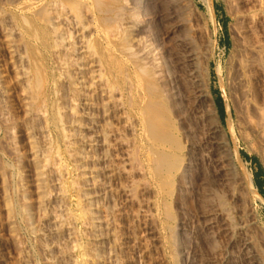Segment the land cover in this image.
Instances as JSON below:
<instances>
[{"label": "rangeland", "instance_id": "rangeland-1", "mask_svg": "<svg viewBox=\"0 0 264 264\" xmlns=\"http://www.w3.org/2000/svg\"><path fill=\"white\" fill-rule=\"evenodd\" d=\"M58 2L83 17L95 47L85 60L97 71L86 89L95 115L78 118L86 142L58 138L60 129L75 134L56 61L66 43L50 29ZM140 38L154 48L168 94L139 69L149 68ZM34 51L47 73L42 94ZM188 52L208 91L204 112L176 65ZM215 125L230 149L229 182L208 140ZM260 169L264 0H0V264H264Z\"/></svg>", "mask_w": 264, "mask_h": 264}, {"label": "bare ground", "instance_id": "bare-ground-1", "mask_svg": "<svg viewBox=\"0 0 264 264\" xmlns=\"http://www.w3.org/2000/svg\"><path fill=\"white\" fill-rule=\"evenodd\" d=\"M125 1V0H124ZM57 2V1H56ZM59 4L55 3L52 5V8L50 9L52 14H54V18L59 21V23H56L55 21L54 22H51V31H53L57 37V41L55 43H57L58 41L60 42H64L66 43V45L61 49L62 52L59 54V58L56 60L57 63L59 64V68L57 69V71H59V69L62 71L61 74L64 75V79L65 81H63L62 79V83L64 82V84L62 85L61 89L64 90V98H68V104H70L71 106L69 107V110L70 112L68 113L71 114L69 117H70V120L72 118V121H71V127H73L74 129V132L72 135H65L67 133H65V130L63 131V129H60L59 131V135H58V138L62 139V140H66L67 139V136H76V137H79V138H83L86 142V137H83L84 134L80 133V124L78 122V118H83L85 120H93V116L95 115H92V111L90 112V110H92L93 108L91 107V104L89 99L87 98V96L89 95L88 93H86V89L88 91V89L91 87V86H95L96 85H93L94 84V80H87V77H91V78H95L94 76V73H96L97 71L95 70H92V67H96V66H92V64H94L93 62L92 63H89V62H86V58L91 56L89 54H87V51L90 49V46L91 47H94L92 45H90V43L88 42V38H86L87 36L84 34V30L86 29L85 25L79 21L80 18L83 19V17H80L79 14H76V16H71V10L68 11L66 10L60 2H58ZM75 3V2H74ZM61 4V5H60ZM67 4V3H66ZM74 7V6H73ZM68 9V8H67ZM44 10V9H43ZM42 10V11H43ZM131 11H128L127 14H129L128 16L130 17V20L129 23L132 24L133 28L137 27L138 25V21H139V16L134 12L132 11L133 9H130ZM79 11V10H78ZM127 11V10H126ZM39 12V11H38ZM45 12V11H44ZM122 13H116V17L118 19V21H121L122 20V16L123 15H126V12L124 13V11L121 10ZM49 13V14H50ZM80 13V12H79ZM73 14V13H72ZM81 14V13H80ZM115 17V18H116ZM52 17V19H54ZM104 19V18H103ZM116 19V21H117ZM129 19V18H128ZM107 20V19H106ZM114 20V19H113ZM115 21V22H116ZM26 22V21H25ZM23 21V23H25ZM124 22V21H123ZM140 22V21H139ZM28 23V22H27ZM30 23V22H29ZM26 25V24H25ZM32 25V24H31ZM61 25V26H60ZM119 25V23H118ZM27 26V25H26ZM33 27V26H31ZM26 28H28L29 30V26H27ZM32 29V28H31ZM36 29V28H35ZM48 29V28H47ZM130 29V28H129ZM27 30V29H26ZM27 30V31H28ZM34 30V28H33ZM29 31V34L30 35H33V36H36V37H39V33L38 32H34V31ZM134 30V29H133ZM50 31V32H51ZM51 32V33H53ZM107 34V33H106ZM53 35V34H52ZM54 36V35H53ZM56 37H55V40H56ZM90 37V36H89ZM85 39V41H84ZM54 40V39H53ZM128 41V39H127ZM127 41H123L122 45H123V50L124 52L132 59L134 58H137V52L136 51H133L132 48L130 47V45L128 44ZM138 41L140 42L141 44V49L139 50V52L141 53V55L143 56L142 57V60L140 61H143V60H148L149 61V68H139L141 69L142 73L145 72L146 74H148L151 79L153 80H157L160 85H161V88L164 90V93L165 94H168L166 92V88H165V85H163V78H162V73H161V69H159L160 67L158 66V62H157V59H156V56H155V53L153 52L154 48H152V45L149 43L148 40H144L142 38L138 39ZM59 42V43H60ZM87 42V44H86ZM12 43V42H11ZM86 44V45H85ZM55 46H57V44H54ZM85 45V46H84ZM59 46V45H58ZM32 47V46H30ZM186 47V46H185ZM59 48V47H58ZM86 48V49H85ZM89 48V49H88ZM95 48V47H94ZM93 48V49H94ZM96 50H97V47H96ZM189 50V49H188ZM98 51V50H97ZM30 52H32V50H30ZM187 53V52H186ZM87 54V55H86ZM179 54V53H178ZM31 55V53H30ZM184 55V54H183ZM105 56V55H104ZM177 58V56L175 57ZM41 59L43 58H40L39 55L36 54V52L34 51L33 53V61H32V68H33V85L36 86V89L38 90H41V94L43 93L42 89L40 88V86H42L44 84V82H46V79H47V73H46V70L43 68V65L41 63ZM177 61V60H176ZM195 55L193 53L188 54L185 56H179L178 57V61L176 63L178 69H180L181 71L182 70H185L186 72L183 71V74L185 73L186 74V79L191 83V89H192V95H193V98L195 99L196 103L199 105V112L203 111L204 112V106L206 104V102L208 101V91H207V88L204 86L203 82L200 80L199 78V75H198V71L195 67ZM175 63V62H174ZM176 67V68H177ZM91 68V69H90ZM148 69V70H147ZM29 70V69H28ZM26 72V71H25ZM28 72V71H27ZM60 72V71H59ZM180 72V71H179ZM60 74V76H61ZM182 74V73H181ZM182 74V75H183ZM32 75V73H31ZM31 75L28 74V77L31 78ZM59 75V74H58ZM88 75V76H87ZM27 77V79H28ZM62 77V76H61ZM98 77V76H97ZM22 79V78H21ZM96 79V78H95ZM25 80V79H24ZM30 80V79H29ZM29 80L27 82H29ZM24 82V81H23ZM26 82V81H25ZM31 82V83H32ZM54 82V81H53ZM22 83V82H21ZM56 83V81L54 82ZM54 85V84H53ZM58 85V84H57ZM27 86V84H26ZM32 86V85H31ZM29 85L30 88L34 87L32 86L31 87ZM98 86V85H97ZM28 87V86H27ZM57 87V86H56ZM40 88V89H38ZM36 89H34L36 91ZM45 90V88H43ZM58 89V87L56 88V90ZM33 90V88H32ZM91 90V89H90ZM49 92V91H48ZM59 92V90H58ZM55 94V93H54ZM63 94V93H62ZM88 94V95H87ZM91 95V94H90ZM39 96H42V95H39ZM38 96V97H39ZM62 97V96H61ZM102 97V96H101ZM110 97V96H109ZM37 98V97H36ZM43 98V97H42ZM62 100V98H61ZM66 100V101H67ZM42 102V101H41ZM44 102V100H43ZM66 103V104H67ZM211 103V102H210ZM44 104V103H43ZM73 104V106H72ZM94 105V104H93ZM43 106V105H42ZM61 106V105H60ZM207 106V105H206ZM76 107V108H75ZM63 108V107H62ZM67 108V107H66ZM79 109V111H75L76 109ZM41 109V108H39ZM59 109V107H58ZM58 109H55V117H54V120H55V123H58V120L59 119V113H58ZM212 109V108H211ZM58 110V111H57ZM206 111V110H205ZM206 115L209 116V115H215L216 111H213V110H207L206 112ZM59 115V116H58ZM72 116V117H71ZM68 117V118H69ZM61 118V116H60ZM82 120V119H81ZM80 120V122H81ZM68 121V120H67ZM63 122V121H62ZM61 122V123H62ZM94 122V121H93ZM107 122V121H106ZM60 123V122H59ZM63 124V123H62ZM89 124V123H88ZM104 124V123H103ZM86 125V124H85ZM91 126V125H90ZM89 126V128H90ZM93 126V125H92ZM91 126V127H92ZM99 126V125H98ZM103 126V125H102ZM100 129V128H99ZM102 129V128H101ZM255 129V126L253 128L252 126V130L254 131ZM73 131V130H72ZM255 131H257V128L255 129ZM93 132V131H92ZM219 127L218 126H212L210 129H209V133H208V140H209V143L211 144L210 146H212L211 148H213V150L215 151V154L217 155V158L215 159V162L217 164L220 165L221 169H222V172H223V176L225 177L226 181H230L229 180V176L232 172V164H231V156H230V149H229V146H228V143L226 142V140L224 138H221L219 136ZM92 137H96V136H93L92 134L90 135ZM153 137V136H152ZM69 138V137H68ZM89 138V137H88ZM78 139V138H77ZM93 139V138H92ZM88 141L90 142V144H92L90 147H95L97 146V141ZM95 139V138H94ZM82 140V139H81ZM67 142V141H66ZM78 143V142H77ZM84 143V142H83ZM100 143V141H99ZM102 144V143H100ZM100 147V146H99ZM98 147V148H99ZM102 147V146H101ZM97 148V147H96ZM102 149V148H101ZM68 151V150H67ZM50 152V151H49ZM80 153V151H79ZM33 156V155H32ZM85 156V155H84ZM74 157V156H73ZM78 158V157H77ZM81 158V157H80ZM91 158V157H90ZM95 158V157H94ZM89 159V158H88ZM85 160V159H84ZM39 161V160H38ZM44 162V161H43ZM83 163V162H82ZM45 164V163H44ZM43 164V165H44ZM36 165V164H35ZM42 165V164H41ZM81 166V165H80ZM39 167V166H38ZM44 167V166H43ZM84 167V166H83ZM36 168V167H35ZM86 168V167H85ZM39 169V168H38ZM79 169V168H78ZM82 169V168H81ZM40 170V169H39ZM43 170V169H42ZM89 171V169H88ZM38 173V172H36ZM84 175V173L82 174ZM43 176V175H42ZM90 176V174H89ZM243 176H244V179L245 181L247 182V184L249 185L250 189L253 190V184H252V179H251V174L244 170L243 169ZM40 178V177H39ZM38 178V179H39ZM92 178V177H91ZM40 180V179H39ZM37 181V180H36ZM41 181V180H40ZM91 181V180H90ZM38 183V181H37ZM73 184V183H72ZM75 184V183H74ZM92 184V183H91ZM94 184V183H93ZM92 184V185H93ZM65 185V184H64ZM90 185V184H89ZM91 185V186H92ZM38 186V185H37ZM36 186V187H37ZM78 186V185H77ZM75 186V187H77ZM87 186V185H86ZM44 188V187H43ZM84 188V187H83ZM88 188V187H87ZM38 189V188H37ZM90 190V189H88ZM87 191V189H86ZM93 192V191H92ZM95 194V193H94ZM254 196H256V193L254 192ZM86 197V196H85ZM88 199L89 198H93V196L91 194L87 195ZM90 200V199H89ZM89 202V201H88ZM90 202H92L90 200ZM77 203V202H76ZM92 203H88V205L91 206ZM94 208V207H93ZM83 212V211H82ZM81 213V212H80ZM89 213V212H87ZM83 215V214H82ZM90 215V219H92L93 221V214H89ZM54 219V218H53ZM84 221V220H83ZM94 221L92 222V226L94 227ZM96 225V224H95ZM244 226L243 225L242 227H240L241 230L244 229ZM95 228V227H94ZM93 229V228H92ZM239 229V230H240ZM94 232V230H93ZM246 244V243H245ZM92 251V250H91ZM87 252V251H86ZM93 255V254H92ZM87 256V255H86ZM94 256V255H93ZM80 260L81 262L83 261V255L81 253L80 255Z\"/></svg>", "mask_w": 264, "mask_h": 264}, {"label": "trees", "instance_id": "trees-1", "mask_svg": "<svg viewBox=\"0 0 264 264\" xmlns=\"http://www.w3.org/2000/svg\"><path fill=\"white\" fill-rule=\"evenodd\" d=\"M214 102H215V106H216V108H217V111H218L219 115L222 116V115H223V107H222L221 105H219V103L221 102V98L219 97V99H218V98L215 99ZM250 160H251V161H254V162H257V159H256V158H250ZM260 173L263 174V185L260 184V183L257 181V179L254 180V185H255V187L257 188L258 193H259L262 197H264V191H263V188H264V173H263V171H262L261 169H260Z\"/></svg>", "mask_w": 264, "mask_h": 264}]
</instances>
